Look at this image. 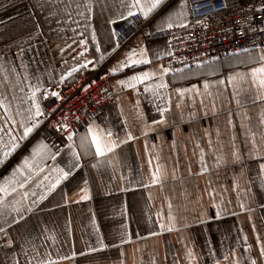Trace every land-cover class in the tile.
<instances>
[{
	"label": "crops",
	"instance_id": "1",
	"mask_svg": "<svg viewBox=\"0 0 264 264\" xmlns=\"http://www.w3.org/2000/svg\"><path fill=\"white\" fill-rule=\"evenodd\" d=\"M240 1L249 8L264 6V0ZM87 2L0 0V95L7 97L14 116L17 103L22 109L27 106L23 103L28 93L27 85L35 84L36 77H40L45 87L57 89L49 83V77L58 78L62 70L74 63L73 57L82 59L77 55L80 48L73 40L80 38L78 33L81 31L88 36L90 30L82 27L85 19L78 15L80 12L91 17L90 23L97 32L101 50L108 51L104 61L95 68L89 65L65 81L75 79L79 73L97 72L99 76L111 78L117 93L116 100L102 113L74 132L80 166L72 169L71 174L49 192L32 213L7 228L13 240L11 246H6L7 237L0 233V264H13L14 259L19 264H27L29 260L31 264H37L39 260H51L54 264H216V261L234 264L239 260L240 264H249L248 257L256 259L257 264H264V258L259 256V249L264 244V185L258 175V165L264 160L250 158L252 141L249 135L255 134L256 147L264 154V123H261L264 101L253 103L254 91L244 92L240 94L241 103L237 106L232 98V86L226 79L230 74L247 71L256 65L241 64L247 54L240 52L206 63L199 69H187L186 78L182 80L173 81L169 74L166 80L170 90L195 85L204 93L205 80L224 79L225 84L213 85L210 88L212 96L204 93L203 105L200 96H194L193 104L190 95L186 94L181 107L177 108L180 97L172 92L171 110L165 113V123L153 125L154 130H149L145 136L142 134L143 121L136 115V92L116 84L117 80L132 75V71L124 69L109 74V69L140 44L150 50V57L151 50L165 49L169 30L159 33L156 25L168 13L178 9L180 0H165L150 14L146 20L152 35L148 39L134 33L129 25L130 17L115 24L107 23L110 17L125 11L121 8V0H91V14L86 12ZM186 5L189 22L187 0ZM112 28L119 32L120 47L115 52L111 51L113 38L109 30ZM260 48L264 46L253 48V55ZM98 55L94 45L89 43L85 57L94 60ZM166 57L153 60L150 65H141L136 70L157 65L166 67ZM210 72L215 74L210 75ZM22 88L23 92L20 91ZM44 100L42 107L45 109ZM139 100L140 109L149 123L160 119L147 93H140ZM4 119V110L0 109V124ZM125 119L127 130L132 132L135 140L121 144L106 157H97L94 147H90L87 153L80 148V137L87 133L90 123L103 129L111 128L123 139ZM4 126L13 127L10 122ZM41 127L42 124L19 149L0 163L2 180L40 139L53 151L60 150L55 161H46L45 173L33 177L24 189L19 190L29 192L25 204H31L35 199L31 196L32 191L37 195L44 191L36 184L54 164L67 171L71 159L68 141L43 131ZM233 136L242 156L241 163L233 162ZM201 149L207 165V171L203 173ZM217 156L223 157L222 163L217 164ZM157 164L161 165L165 176L161 183L152 184L150 176ZM85 188L89 198L81 199ZM169 202L176 218L175 226L172 231H161L158 213L167 227ZM216 204L221 206L219 216Z\"/></svg>",
	"mask_w": 264,
	"mask_h": 264
},
{
	"label": "snow or ice",
	"instance_id": "2",
	"mask_svg": "<svg viewBox=\"0 0 264 264\" xmlns=\"http://www.w3.org/2000/svg\"><path fill=\"white\" fill-rule=\"evenodd\" d=\"M164 2L165 0H126V2L125 0H121V8L125 9V11L118 13L115 17H110L107 20V23L115 24L118 20H127L129 17H133L137 13H139L144 19H148L150 14L160 8ZM79 6L80 5H77V7ZM85 8L88 14L93 12L91 0H88L85 4ZM78 15L84 17L85 23L82 27L89 29L90 32L89 35L86 36L85 32L81 31L78 33L80 38L78 40H73V43L77 44L80 48V52L77 55L82 59L73 57L74 63L67 69L62 70L58 78L49 77V83L53 84L57 89L63 85L66 78H74L73 74L78 70L87 69L89 65H92V67L95 68L99 63L104 61L108 51L107 49L104 51L101 50V44L98 41L97 32L90 23L91 17L86 15L85 12H80ZM187 15L186 0H180L178 9L164 16L160 20L159 24L156 25V31L164 34L173 28L186 27L188 24ZM76 23H79V21ZM73 31H75V29ZM109 31L110 37L113 38L111 51L115 52L120 47V40L118 39L119 32L115 28H112ZM149 35H152V33H149ZM175 38L176 37H172V39ZM89 43L94 45L95 52L99 54L98 58H94V60H88L85 57V53L88 51ZM166 45V48L163 50H151L152 56L150 57V50L140 44L138 48H132L126 52L123 59L119 60L109 69V74H116L124 69L132 71V75H128L124 79L117 80L116 84L122 89H132L136 92L138 97L135 103L136 115L143 121L144 130L142 134L145 136L149 130H154L152 128L153 125L165 123V113L171 110L172 92H175L180 97V100H178L176 104L177 108L181 107V103L183 102L186 94L190 95L193 104L195 103L194 96H200V102L203 105L204 93L212 96L213 93L210 91V88L213 85L225 84L224 79H220L215 82L205 80L203 82L204 93H202L195 85L192 87H178L170 90V85L166 80V77L171 74L173 81H176L177 79H185L187 74L185 73L184 68L172 69L171 66L164 67L163 65H157L154 68L146 70H136L141 65L152 64L153 60H161L164 56H172L173 52L171 51V39L166 42ZM68 46L70 47V45ZM61 51L63 52V49H61ZM242 51L247 54V59L240 61V63L245 65L254 64L256 66L251 67L247 71H237L236 73L230 74L226 77L228 84L232 86V98L235 100L237 106L241 103L239 96L244 92L254 91L255 95L252 101L253 103L257 100L264 101V48H260L256 51L255 55H253L255 50L252 48H244ZM178 62L183 63L182 59ZM65 63H67V61H65ZM205 63H210V61H197V69L201 68ZM185 67H187V65H185ZM209 74L214 75L215 73L210 72ZM139 86H143V92L149 95L150 102L153 103L156 112L159 113L160 119H154L151 123H149L144 118L143 112L140 109ZM27 87L28 93L23 100V103L27 106L22 109L20 104L17 103L15 116L13 115L11 105L7 102V97L0 95V109H3L5 113V119L3 123L0 124V163H3L17 149H19L22 142L26 141L29 136L38 129L43 121L51 115V112L55 111V108H53L46 112L42 107V99H47L49 96L55 97L57 100L63 99L58 90L50 91L49 88L45 87L40 77H36L35 84L29 83ZM88 87H90V85H85L82 90L87 91ZM20 91L23 92L24 89L22 88ZM13 99L16 98L13 97ZM213 108L215 109V101H213ZM120 114L123 115V109H121ZM205 115H207V110H205ZM76 119H79V117H76ZM9 122L13 127L6 128L4 125ZM229 123H231V121H229ZM261 123H264V112L261 113ZM52 127L57 130L63 129L67 132V148L71 155V159L69 160L67 166L68 170L66 171L64 168L54 164L52 168L48 170V174H44L42 180L36 184L37 188L44 189V191H42L39 195H37L36 191H32L31 196L35 197V199L32 200L31 204L24 203L29 199V192L23 191L21 193L19 190L24 189L25 185L29 183L33 177L45 173L47 160L55 161L56 157L60 155L59 149L53 151V148L50 145L46 144L43 139H40L34 146L31 147L30 153L22 157L21 162L11 171V174L0 180V233H3L4 236L7 237L5 242L6 246H11L13 244V240L9 237L7 228L18 224L25 218L26 214L32 213L34 207L43 201L49 192L54 190L62 180L66 179L71 174L72 169L80 166V153L76 150L73 139L75 133L68 130L69 125L67 123V117H64L62 121H58L56 124L52 125ZM241 127H243V124H241ZM249 135L252 141L250 158L255 157L258 160H264V154L260 153L256 147L255 134ZM135 139L136 137L133 136L132 132L127 130V119H125V133L123 139L119 137L118 133H114L111 128L103 129L100 128L99 125L90 123L88 125L87 133L80 137V148L87 153L90 147H94L95 155L97 157H106L107 154L113 153L114 150L121 144ZM211 145L212 141L209 139V146L211 147ZM145 150H148L147 144L145 145ZM232 157L234 163L242 162L241 153L235 145V136H233ZM156 159L159 160V156H157ZM222 162L223 157L217 156V164ZM200 163L201 173L207 171L203 149H201ZM149 164L151 165V160H149ZM258 168V175L261 177V184L264 185V162L259 163ZM242 174L243 169L241 170V175ZM164 176L165 172L162 170L161 165L157 164L155 170L151 172L150 182L152 184L161 183ZM82 191H84L85 194L81 197V199H88L87 189L85 188ZM9 197H11V199H9ZM168 207L169 214L167 219L169 224L167 227L162 222V215L158 213V217L161 221L159 225L161 231H172L175 226L176 218L172 215V205L170 202ZM215 207L217 208L216 214L219 216L221 214V206L216 204ZM240 207L243 208L244 205L241 204ZM155 234L156 233L154 232L153 235ZM257 239H259V237H257ZM232 254L235 255L234 252ZM25 255H27L26 252ZM189 256H192L191 252H189ZM259 256L264 258V244H262L259 249ZM225 259H227V254L225 255ZM248 261L249 264H257V260L252 259L251 257H248ZM13 264H19V261L14 259ZM27 264H31V261L29 260ZM37 264H54V262L51 260H39L37 261ZM216 264H221V262L216 261ZM234 264H240V261L235 260Z\"/></svg>",
	"mask_w": 264,
	"mask_h": 264
},
{
	"label": "built area",
	"instance_id": "3",
	"mask_svg": "<svg viewBox=\"0 0 264 264\" xmlns=\"http://www.w3.org/2000/svg\"><path fill=\"white\" fill-rule=\"evenodd\" d=\"M187 3L190 13L187 26L168 31L173 55L164 59L166 67L187 70L196 67L197 61L212 62L243 52L244 48L264 46V6L249 8L240 0H187ZM129 25L136 35L151 37L147 20L139 13L129 18ZM181 59L183 63L178 62ZM85 85H90L87 91L82 90ZM49 90H58L63 99L49 96L44 100L45 111L53 108L55 111L43 121L41 129L63 141H67V132L52 125L67 117L68 130L75 132L117 98L111 78L92 71L79 73L59 89Z\"/></svg>",
	"mask_w": 264,
	"mask_h": 264
}]
</instances>
